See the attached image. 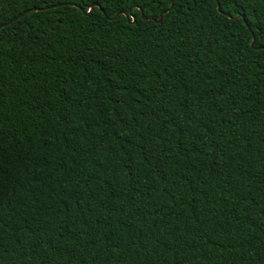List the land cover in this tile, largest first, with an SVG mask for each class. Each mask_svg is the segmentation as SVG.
Listing matches in <instances>:
<instances>
[{
  "label": "trees",
  "instance_id": "1",
  "mask_svg": "<svg viewBox=\"0 0 264 264\" xmlns=\"http://www.w3.org/2000/svg\"><path fill=\"white\" fill-rule=\"evenodd\" d=\"M0 264H264V0H0Z\"/></svg>",
  "mask_w": 264,
  "mask_h": 264
},
{
  "label": "water",
  "instance_id": "2",
  "mask_svg": "<svg viewBox=\"0 0 264 264\" xmlns=\"http://www.w3.org/2000/svg\"><path fill=\"white\" fill-rule=\"evenodd\" d=\"M96 6H97V5H93V6L91 7L90 12H91ZM172 7H173V6H172ZM218 8L220 9V6H219V5H218ZM90 12H89V13H90ZM89 13H87V14H89ZM127 17H128V16H127ZM128 19H129V17H128ZM161 20H162V17L158 20V22L161 21ZM134 21H135V18H134ZM134 21H133V22H134ZM253 44H254V41H253L252 45H253Z\"/></svg>",
  "mask_w": 264,
  "mask_h": 264
}]
</instances>
